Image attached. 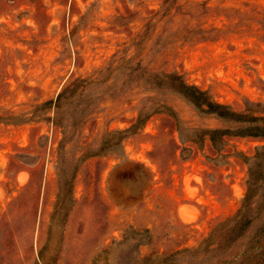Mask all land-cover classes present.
Returning <instances> with one entry per match:
<instances>
[{
  "label": "rangeland",
  "instance_id": "374dc122",
  "mask_svg": "<svg viewBox=\"0 0 264 264\" xmlns=\"http://www.w3.org/2000/svg\"><path fill=\"white\" fill-rule=\"evenodd\" d=\"M137 63L264 114V0H0V114L19 117L0 121V264H143L196 249L239 209L264 140L190 141L191 129L228 125L146 89L128 75ZM79 79L92 82L35 111ZM140 107L158 111L118 153L79 160ZM74 165L73 205L53 218Z\"/></svg>",
  "mask_w": 264,
  "mask_h": 264
},
{
  "label": "trees",
  "instance_id": "16d2710c",
  "mask_svg": "<svg viewBox=\"0 0 264 264\" xmlns=\"http://www.w3.org/2000/svg\"><path fill=\"white\" fill-rule=\"evenodd\" d=\"M138 74L148 86L146 89L154 92L173 93L189 104L198 113L214 116L226 123L225 127L194 128L185 135L190 141L201 144L207 139L213 149L221 151L227 137H252L264 140V114H254L250 109L237 111L229 105L212 98L208 91L189 83L178 72H151L143 68L140 63L130 68L128 75ZM92 81L86 79L75 80L63 87L55 98L42 102L35 111L60 108L65 94L73 96L78 90L84 89ZM150 112L158 111L152 108ZM162 109L169 111L163 106ZM150 112L140 107L137 116L129 127L107 131L101 138L95 150L82 148L79 160L88 159L105 153H118L123 139L145 123ZM18 116L0 114V121H19ZM76 165L72 174L58 185L53 218L61 215L68 216L73 205V179ZM64 210L61 212V210ZM191 252L195 264H264V144L255 152L249 162L246 180V191L241 205L235 214L218 222L209 234L193 249L184 248L174 252L147 255L142 259L143 264H179V255Z\"/></svg>",
  "mask_w": 264,
  "mask_h": 264
}]
</instances>
